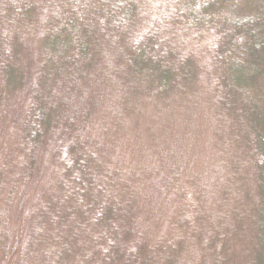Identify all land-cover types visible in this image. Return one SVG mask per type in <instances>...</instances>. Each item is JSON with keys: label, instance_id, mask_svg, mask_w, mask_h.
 Wrapping results in <instances>:
<instances>
[{"label": "trees", "instance_id": "16d2710c", "mask_svg": "<svg viewBox=\"0 0 264 264\" xmlns=\"http://www.w3.org/2000/svg\"><path fill=\"white\" fill-rule=\"evenodd\" d=\"M202 86L233 160L250 158V212L235 232L248 234L244 264H264V0H0V120L21 145L19 164L0 169V263L17 254L11 212L30 264H179L181 242L134 243L146 182L114 164L123 120L86 130L101 103L143 116L148 99L164 106ZM52 152L60 176L26 206L23 186Z\"/></svg>", "mask_w": 264, "mask_h": 264}, {"label": "rangeland", "instance_id": "374dc122", "mask_svg": "<svg viewBox=\"0 0 264 264\" xmlns=\"http://www.w3.org/2000/svg\"><path fill=\"white\" fill-rule=\"evenodd\" d=\"M148 100L143 116L127 114L128 118L117 103H101V122L86 130L92 135L91 128L110 129L109 121L118 116L113 131L119 130L121 120L125 124L124 137L114 149V164L128 174L137 169L146 182L138 183L140 210L134 243L147 240L157 245L168 238L181 242L179 264H213L216 258L244 264L248 234L235 230L250 212L245 208L250 203L246 195L253 193L251 163L241 153L234 154L233 160L231 136L221 124L215 96L202 86L191 97L175 98L164 106ZM15 102L23 107L24 95L17 94ZM151 105L155 110L146 112ZM16 131L6 117L0 120V169L4 163L11 167L21 161ZM58 161L53 152L41 160L43 165L23 186L26 206H33L40 192L60 176ZM7 219L14 236L11 248L15 250L16 245L17 254L0 264H30L20 256L27 238L26 223L18 224L17 215L11 212Z\"/></svg>", "mask_w": 264, "mask_h": 264}]
</instances>
